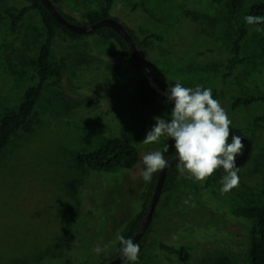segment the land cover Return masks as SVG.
Listing matches in <instances>:
<instances>
[{"label": "rangeland", "instance_id": "obj_1", "mask_svg": "<svg viewBox=\"0 0 264 264\" xmlns=\"http://www.w3.org/2000/svg\"><path fill=\"white\" fill-rule=\"evenodd\" d=\"M261 1L241 0L233 13L230 0H115L111 16L137 38H164L139 50L160 87L169 90V82L177 81L218 92L231 130L251 143L249 159L238 167L239 186L227 193L221 192L222 177H214L210 190L201 192L198 181L180 174L171 191L161 195L135 264H251L248 229L229 220L228 210L264 207V126L251 123L264 111V102L235 112L229 103L238 95L264 96V28H251L243 46L246 63L234 77L221 88L218 77L235 27L248 7ZM23 5L0 0V12ZM101 7L102 0H61L62 10L74 17ZM44 40L37 13L26 16L15 32L7 22L0 24V117L16 109L24 91L37 82L32 61ZM61 60L60 77L44 85L33 130L17 134L0 154V264H106L119 245L111 242L117 233L125 237L129 232L155 180L157 173L148 183L141 178L142 156L163 150L166 143L168 152L175 151L169 138L142 143L155 125L153 117L170 122L174 103L162 97L152 107L138 102L141 74L115 43L57 30L50 61L58 65ZM121 136L131 137L138 148L133 168L98 175L75 165L78 153ZM160 244L187 247V259L169 254ZM105 245L109 247L101 254L93 252Z\"/></svg>", "mask_w": 264, "mask_h": 264}, {"label": "trees", "instance_id": "obj_2", "mask_svg": "<svg viewBox=\"0 0 264 264\" xmlns=\"http://www.w3.org/2000/svg\"><path fill=\"white\" fill-rule=\"evenodd\" d=\"M19 1H21L24 5L11 6L0 12V24L3 22H7L9 29L12 32H15L19 29L21 22L26 16L33 12L37 13L45 31V40L38 47L35 58L32 61V65L34 67L35 74L37 77V82L34 85L29 86L24 91L21 97V101L16 109L6 111L0 117V154L5 151L12 139L17 134H19L20 132L30 133L33 130L32 117L34 115L36 106L41 98L45 83L51 77L59 78L62 73V70L64 68V61L61 60L60 64L58 65L52 64L50 61L51 45L53 39L56 36L57 30L62 31L73 38L81 36L70 33L65 30L62 26H60L38 0ZM51 1L56 7L57 11L69 22L85 26L91 25L99 20L112 17L111 9L115 3V0H102V7L100 10H88L79 14L77 17H74L70 14L65 13L62 10L61 0ZM230 6L232 12L237 13L241 8V0H230ZM247 15L264 16V1L256 2L249 6L245 13V16ZM123 26L125 30L130 34L138 50L150 48L154 44V42L164 41V38L157 34H150L142 39H139L136 37L134 32L130 30L125 24H123ZM253 26H259L264 28V24L248 25L244 19L238 26L235 27V30L231 36L229 49L227 51L225 65L221 69L218 77V88L225 86L228 81L234 77L239 68L246 63V58L243 52V46ZM90 35L97 36L100 39L115 43L118 46L122 57L132 62L124 40L115 31L111 30L108 27H101L95 30ZM112 71L116 73L118 71L117 67H113ZM176 82L177 81L169 82L170 89L174 86ZM217 93L218 92H215L213 94V98L216 99L218 95ZM159 97L160 96H158V94L155 92L154 88L149 84V82L146 79L141 78L139 82V90L137 93L138 102L142 105L152 107L158 105ZM260 102H264L263 95H238L234 97L229 103V109L231 112H235L239 109H249ZM251 123L260 124L264 126V111L260 115L254 117ZM228 142L230 143L231 139H229ZM164 155L166 159H169L172 156L176 155V153L175 151H170L165 153ZM249 156L250 152L247 157V160L249 159ZM138 161V148L135 146L134 140L129 136H121L109 139L107 141L102 142L96 149L90 152L78 153L75 156V165L78 168L85 170L89 173L98 175L115 174L122 170L131 169L138 163ZM157 175L158 172L155 176V180L157 178ZM224 175V170L218 169L211 177L207 178L206 181L199 182L198 189L201 192H208L210 190L213 178H220ZM179 176L180 173L178 172L176 165L172 166L166 176L162 189V194L171 191ZM155 180L152 182L147 193L146 201L143 206V211L134 219L133 223L130 226L129 232L125 235L126 239L131 238L138 230V227L144 216L145 210L149 204ZM228 214L230 219L227 218V216L224 217L229 220H234L240 224H243L248 229V255L250 263L264 264V207L233 206L230 207V209L228 210ZM150 232L151 225L138 242V244L140 245V252L143 251L145 242ZM119 247L120 245H118V247L116 248L114 257L119 254ZM160 247L171 255H178L182 261L187 259L188 248L185 246L179 249H174L166 245L160 244ZM125 261L126 259L124 260V262Z\"/></svg>", "mask_w": 264, "mask_h": 264}, {"label": "clouds", "instance_id": "obj_3", "mask_svg": "<svg viewBox=\"0 0 264 264\" xmlns=\"http://www.w3.org/2000/svg\"><path fill=\"white\" fill-rule=\"evenodd\" d=\"M244 20L248 25L264 24V16L247 15ZM256 31L261 29L256 28ZM166 92L170 93L167 99L174 102L170 122L153 117L155 125L146 133L142 143H159L162 137L172 139L175 141L176 167L181 175L187 174L188 178L204 182L222 168L225 175L221 181V192L227 193L238 187L240 178L236 158L243 153L244 143L240 136L231 134L232 121L220 101L213 98L212 89L200 85L185 87L176 82ZM168 150L169 145L166 143L163 150H153L142 156L144 168L140 175L145 183L151 182L154 173L169 166V160L164 155ZM183 203L189 204V200ZM117 242L121 258L135 264L139 258L140 245L120 233H117L111 244L115 246ZM108 247L97 246L93 252L99 255Z\"/></svg>", "mask_w": 264, "mask_h": 264}, {"label": "water", "instance_id": "obj_4", "mask_svg": "<svg viewBox=\"0 0 264 264\" xmlns=\"http://www.w3.org/2000/svg\"><path fill=\"white\" fill-rule=\"evenodd\" d=\"M38 1L48 11V13L57 21V23L70 33L77 34V35H90L95 30L101 27H108L111 30L115 31L117 34H119V36L124 40L127 46V49L129 51L131 60L133 64L135 65L136 69L138 70V72L141 74V78H144L149 82V84L154 88L158 96L168 100L167 96L170 95V93H167L166 90L162 89L160 85L154 80L149 70L147 69L146 65L144 64L140 56L138 48L136 47L130 34L125 30L121 22H119L113 17H109V18L99 20L87 26L76 24V23H71L57 11L56 7L54 6L51 0H38ZM170 102L174 103L173 101H170ZM231 134L240 136L242 138V142L244 143L243 153L236 158V165L237 167H240L246 162L247 157L250 152L251 145H250L249 139L246 136H244L242 133H239L235 130H231ZM168 160H169V166L158 172L149 204L145 210L144 216L141 220V223L138 227L137 232L131 237V239H133V241L136 243L140 241V239L143 237V235L145 234V232L151 225L156 207L162 195V189H163L164 182L168 174V171L172 166L176 165L177 163L176 155L172 156ZM124 260L125 259L121 258L120 253H119L117 256L112 258L106 264H123Z\"/></svg>", "mask_w": 264, "mask_h": 264}]
</instances>
